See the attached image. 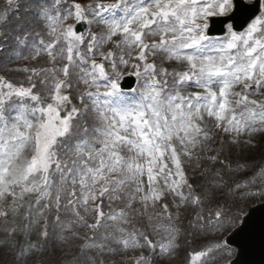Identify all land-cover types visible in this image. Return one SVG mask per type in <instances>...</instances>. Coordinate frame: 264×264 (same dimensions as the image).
Here are the masks:
<instances>
[{"label": "snow or ice", "instance_id": "obj_1", "mask_svg": "<svg viewBox=\"0 0 264 264\" xmlns=\"http://www.w3.org/2000/svg\"><path fill=\"white\" fill-rule=\"evenodd\" d=\"M10 12L18 14L14 24ZM9 34L23 48L41 37L22 58L46 55L52 65L25 66L28 86L0 77V202L11 198L16 215L34 195L25 228L43 217L44 243L22 245L19 264H53L45 256L50 240L69 247L72 259L63 264H168L182 234L223 233L242 218L232 211L241 200L264 195V184L256 187L264 163L240 158L264 134V99L252 98L264 97V0H6L0 52ZM172 61L183 70L163 66ZM125 74L135 87L125 86ZM190 87L201 91L186 93ZM206 118L224 137L205 156L203 144L216 142ZM203 159L202 180L190 182ZM242 171L249 175L236 179ZM105 198L125 207L105 213ZM137 202L142 226L116 227L129 223ZM184 210L191 215L182 229ZM222 250L231 252L224 243L193 252L189 264H208Z\"/></svg>", "mask_w": 264, "mask_h": 264}, {"label": "rangeland", "instance_id": "obj_2", "mask_svg": "<svg viewBox=\"0 0 264 264\" xmlns=\"http://www.w3.org/2000/svg\"><path fill=\"white\" fill-rule=\"evenodd\" d=\"M92 0H83L84 2H89ZM111 1V0H110ZM6 8V0H0V11H4ZM2 13V12H0ZM22 13V12H21ZM18 15V14H17ZM16 16V15H15ZM32 17H30L29 19H31ZM10 22H12L13 24L15 23V18L14 19H10ZM36 31H40L43 30L45 33V39H47V34L46 31L38 26H34ZM94 30L96 31H100V26H93ZM40 39V37L35 36V34H33V36L29 39V47L27 48H19L18 52L21 53V55L19 56V60L16 63V66L14 65L12 68L10 69H16V68H20L21 71H11L12 75L15 77V81L16 84H24L25 86H28L27 83H23V80L26 79L27 80V76L29 73L24 72L22 69L27 66L29 68L35 67L37 69L40 68H50L52 67L51 64L47 63L48 57L46 55H42L39 60H35L33 61V64H28L27 61L28 59H24L22 58L23 56H28V53L31 50V45L35 42L38 41ZM97 61L99 62V60L97 59ZM171 64V70L173 68L177 69V70H183V68L179 65H177L175 63V61L169 62ZM131 69H126L125 73H127V71H130ZM35 82V80L33 81ZM86 88L85 85L81 84L79 86L78 91L82 90L84 91V89ZM237 91H239L240 89L237 88ZM184 91L187 92H192V91H201L200 89L194 88V87H190V88H185ZM252 98H256V99H264V97H257V96H253ZM48 102V101H46ZM214 120L210 119V118H206L204 121V126H206L207 128L211 129L212 134L215 136L216 142L215 143H204L203 144V148H204V154H208V150L209 149H213V148H218L219 146V141L222 137H224V134L222 132V130H217L214 128ZM253 143L256 145L255 147L252 148H247L245 149L243 156L240 157L241 159H244L245 157H248L250 159L256 160L259 159V161L262 163H264V156L261 157L262 153L260 154V152H258V154H255V152H257L258 150H260L262 147L264 148V134H258L254 137ZM30 149L26 150V155L30 156ZM201 149L200 147H197L196 152L200 153ZM247 156H244L246 155ZM238 158L237 156V150H234L232 153V159L235 161ZM256 158V159H255ZM246 159V158H245ZM193 164L196 163V161L194 160L192 162ZM208 164L205 161H200V167L197 169L196 174H195V179L194 181L191 180L190 182L193 183H200V181L202 180V176L201 173L204 170V166ZM257 166L258 164L255 163ZM185 167L189 172V175L191 176V170L188 167L187 163H185ZM226 171V169H225ZM145 180V190H147V181H146V176L144 177ZM226 191V190H225ZM140 194H137V196H139ZM169 198H172L171 196ZM34 199V195L32 196H25L24 200L22 202L23 206L19 208V212L18 214L14 215L12 213V211L10 210V205H11V201H9V199L0 202V210H5L8 211V216L7 217H1L0 219V243L1 242H5L6 239H8L6 237V230H10L14 227H18V233H17V239L10 240L8 243L6 242V249H12V246L15 245L14 247V252L15 255H13L14 259L13 262L14 264H19L18 260H17V253H19L21 246L22 245H26V244H30L29 240H28V235L30 230L32 229V226L34 225V223L31 224L30 228L26 229L25 225H29L30 221L28 219H24L23 217L25 216L26 213H28L30 211L29 209V200ZM178 199V198H177ZM115 203H117V207H116V211H119L120 209L125 207V204L122 200H114ZM167 202V201H165ZM248 202V201H247ZM246 202V203H247ZM250 202V201H249ZM249 202L246 204V206L243 208L244 211H246L247 207L249 206ZM4 206V207H3ZM6 208V209H5ZM141 208V204L140 203H135L133 205V209L129 211V223L128 224H123L121 223L119 220H117L115 222V226L116 227H124L126 229H128L129 231L132 229L133 225L136 224L137 227H141L142 225L137 224V220L140 221H144L145 218L143 216L137 217L136 216V211L135 209H140ZM111 209L114 210L115 207L112 205ZM161 210L160 204L156 205V209L155 211L159 212ZM149 212H152V209L149 208ZM32 214L33 216H35V212L34 209H32ZM190 211L189 210H184L183 211V219L181 221V226L185 227L187 225V222L190 218ZM112 223V221H111ZM188 231H191L190 229ZM192 236V235H191ZM205 236H209L210 240H212V242H209L208 240H203V238ZM225 236V234L223 235V233H208L207 235H202V234H196L195 236H192L194 238V240H189L188 242H186V246L184 247V249H179L175 256L168 261V264H188L187 257L189 252H191L193 249H196V251H201L204 250L206 251L209 248L214 247V245L216 243H219L220 239H224L223 237ZM224 243V240H223ZM229 249H231V252L229 253L227 250H222L219 252L215 253V257L214 259L209 258L208 259V264H228L230 258H232L235 254L236 249L232 246H228ZM13 250V249H12ZM0 252H7L5 251V249H0ZM0 256H3L0 255ZM10 257V258H13ZM10 260V259H9ZM0 264H4V261L2 258H0ZM160 264V262H159Z\"/></svg>", "mask_w": 264, "mask_h": 264}, {"label": "water", "instance_id": "obj_3", "mask_svg": "<svg viewBox=\"0 0 264 264\" xmlns=\"http://www.w3.org/2000/svg\"><path fill=\"white\" fill-rule=\"evenodd\" d=\"M227 241L238 248L232 263L264 264V202L248 210L241 225L228 236Z\"/></svg>", "mask_w": 264, "mask_h": 264}, {"label": "trees", "instance_id": "obj_4", "mask_svg": "<svg viewBox=\"0 0 264 264\" xmlns=\"http://www.w3.org/2000/svg\"><path fill=\"white\" fill-rule=\"evenodd\" d=\"M28 44H29V42H28ZM13 45L16 46L15 41L14 40L11 41V40L7 39V45L5 47V50L2 51V52H4L3 53V57L6 59L5 62H7V63H4V65L12 66L14 61H15L14 58H16V57H15L14 53L17 52V50L15 48H13L14 47ZM2 52H0V53H2ZM29 54H30V52L28 53V55ZM12 59H14V60H12ZM29 61H30L29 64H33L34 60L29 59ZM0 67H2V70L0 69V77H4V74L2 73V71L6 74L7 73V67H3V66H0ZM88 125L91 127V126L94 125V123L91 120H88ZM258 152H260V154L262 153L261 157L264 156V148L263 147L260 150H258L257 152H255V154H258ZM244 156H247V154L244 155ZM245 158L243 160L253 161V159H250L248 157H245ZM254 162L257 163L258 165H261V162L259 161V159L254 160ZM263 197H264V195H261V196L257 197L256 199L260 200V199H263ZM104 203H105V208H106L108 200L105 199ZM240 204H241V206L243 205L241 201H240ZM105 208H104V210H105ZM240 211H241L240 209H233L234 213H238L239 214ZM48 216H50V214ZM51 231H52V228H51ZM41 243H44V241L42 239H41L39 244H41ZM72 243H74V242H72ZM0 248H2V246H0ZM47 248H48V251L45 254L46 259L47 260H51L53 262V264L59 263L60 261H62V264H63L64 256L65 257L66 256H71L72 257V255L68 254L70 252L69 247H66L65 250L61 251V248L59 247V243L55 242L54 240H50L48 242ZM2 254H3V256H0V258L3 259L4 264H12V262H10V260H9L10 259L9 252H5V253L0 252V255H2Z\"/></svg>", "mask_w": 264, "mask_h": 264}]
</instances>
